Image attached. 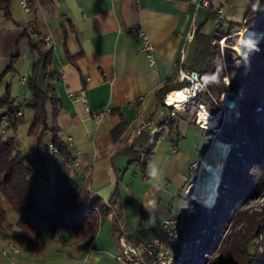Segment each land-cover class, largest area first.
<instances>
[{
    "label": "crops",
    "instance_id": "crops-1",
    "mask_svg": "<svg viewBox=\"0 0 264 264\" xmlns=\"http://www.w3.org/2000/svg\"><path fill=\"white\" fill-rule=\"evenodd\" d=\"M255 2L211 0L221 19L217 32L218 22L211 14H195L186 0H34L28 14L21 10L20 0H0V75L16 57L0 81V97L8 93L21 113L16 127L3 123L0 128L3 137L15 138L20 155L27 157L32 189L40 195L50 193L57 179L68 178L76 192L85 187L104 203L115 202L109 215L99 220L92 239L75 240L61 228L52 233L49 223L29 218L37 235L31 234L35 242L30 243L17 225L19 214L0 191V264H126L115 259L120 227L134 244L160 234L162 220L172 216V202L188 192L192 164L202 160L211 141L207 143L205 131L195 125L191 111L176 113L175 128L170 134L165 128V138L148 130L138 132L137 127L144 120L159 124L167 116L169 108L161 105L156 92L168 80L172 88L180 86L179 65L204 72L211 59V38L231 39L230 33L258 26L257 14L250 13ZM27 22L49 43L43 48L50 57L36 77L38 89L48 98L46 130L32 128L35 111L29 106L28 77L36 53L24 28ZM137 28L152 48V66L132 35ZM226 77L229 80L230 74ZM79 91L85 92V103L70 95ZM181 120L188 123V132L201 134L184 136ZM53 126L71 160H78L77 167L68 170L60 152L47 151L54 146L49 131ZM146 136L154 143L142 173L135 161L139 149L132 146ZM153 169L155 176L150 175Z\"/></svg>",
    "mask_w": 264,
    "mask_h": 264
},
{
    "label": "trees",
    "instance_id": "trees-1",
    "mask_svg": "<svg viewBox=\"0 0 264 264\" xmlns=\"http://www.w3.org/2000/svg\"><path fill=\"white\" fill-rule=\"evenodd\" d=\"M209 1L208 8L194 9L192 6L193 12L197 14L200 11H205L211 14L213 20H216L217 13L211 5V0ZM255 1V7L250 13L252 15H256L257 13L264 14V2H262L264 0ZM4 2H7V0H4ZM247 27L245 26V29L241 30V32H247ZM220 28L218 26L216 31L218 32ZM236 32L229 34L231 40L226 41L227 46L223 48V55L221 54L218 41L226 36L211 38L208 42L211 59L204 72H195L199 75L206 76L205 91L198 95L197 104L203 105L206 112L210 115H216L219 108L222 107L221 97L227 91V86L223 78L228 75L230 70V55H235L232 48L233 43L229 44L228 42H232V39L237 38L234 35ZM257 33H262V36L255 43V50H251L248 55L247 71L240 77L238 83L234 82L232 78L228 80V90H236L235 94L230 97V100L236 106L235 112L237 114L233 113L230 119L222 118V114L218 115V124L216 126L219 132L218 134H214L215 131L212 134L210 130L201 129L206 133L207 143L213 137L229 145L224 160L225 164L222 171L221 183L229 182L228 184L231 190L238 186L240 190L239 197H242L244 194H246L245 196L249 195L257 185L255 183L258 175L262 177V171H264V166H262L264 165V158L259 161L253 159L249 161L248 170L243 174L241 162L245 160L246 154L242 157L236 155L238 151L237 147L246 148L242 143L244 139L257 145L261 153H264V122H255V118L259 114L256 112V108H260V110L264 109V22L258 23ZM43 47L44 41L43 39L40 40V38L33 40L31 44V51L36 53V58L32 73L28 77V84L32 96V101L29 106L35 111L32 128L35 129L41 126L43 130H46L48 129L46 115V102L48 98L46 94L38 89L36 84V77L40 66L45 64L50 57V51ZM235 56L238 60L241 59L237 55ZM15 58H12L7 68L0 75V81L7 72L12 70ZM178 68H176L177 73ZM179 85L178 88L185 85V82H181ZM178 88H172L169 80L162 85L156 92L162 106L164 96ZM184 110L191 111L195 120L198 110L196 106L190 105ZM16 111L10 101L8 93L0 97V115L8 116L6 123L11 128L16 127L21 122V117H14ZM175 119L176 117H173L170 124L166 127L167 131H170L169 134L175 128ZM49 131H51L54 137L53 145L65 157L68 170H70L72 160L66 146L56 136L57 128L53 126L49 128ZM145 139L138 142L136 140L132 146V148L137 147L139 149L135 152V155H137L135 161L139 163L142 173L145 160L150 157L154 143L147 136ZM207 148L208 144L200 157L204 155ZM26 160L27 157L20 155L14 137H3L0 135V191L14 211L19 214L20 218L17 225L29 242L34 243L35 238L31 234L36 235L35 230L30 226L29 218H36L49 223L52 227V233H55L57 229L61 228L75 240L92 239L96 234L99 220L109 215L112 210L111 207L115 202L106 204L99 198L91 196L85 187L76 192L68 178L57 179L54 183L53 192L40 195L32 189L28 181L30 172L25 165ZM194 178L195 175L192 176L191 182ZM221 203L222 201H217L216 205L218 208H221ZM216 205L215 208L217 209ZM233 206H230L227 212L228 215L233 210ZM212 211L207 212L204 206L191 198L186 201L182 209L183 219L180 222L181 229L183 223H188L189 225L185 235H181L182 245L179 248L180 252L184 251L190 241L199 238L203 230H207L206 232L209 235L208 240L210 239L213 233L212 227L216 224L215 217L211 216ZM3 217L4 214L0 210V229L2 228ZM262 222H264V219L258 224V229H264ZM218 233L220 232L217 231ZM259 237V234L251 235L245 240L242 248L241 264H264V240H262L261 245L257 244L256 241Z\"/></svg>",
    "mask_w": 264,
    "mask_h": 264
},
{
    "label": "rangeland",
    "instance_id": "rangeland-1",
    "mask_svg": "<svg viewBox=\"0 0 264 264\" xmlns=\"http://www.w3.org/2000/svg\"><path fill=\"white\" fill-rule=\"evenodd\" d=\"M256 21L264 22V14L257 13ZM251 28L253 30H257L258 26L255 28L252 26ZM248 29L249 28H247V30ZM260 34L261 35L256 37V39L253 41L254 43H256L261 38L262 33ZM232 40V42L229 41L228 43H233L234 53L241 59L238 60L234 54L230 55L231 65L229 74L230 78H232L234 82L238 83L240 77L247 71V59L251 50L248 49L247 56H243V52L237 50V40L236 42H234V39ZM224 93L227 94L226 92ZM221 99L222 102H224L225 99H223V94ZM235 110L236 106H234L232 109H229L228 107L225 108L224 106L222 118L230 119V116L233 113L237 114ZM256 112L259 114L256 116L255 122H264V116H262L264 115V109L260 110V108H256ZM190 115H192L191 112ZM187 125L188 123H186L184 120L179 122V127L183 131L182 133L184 136L187 135L189 138H193L195 135L198 136L201 134V132H188L186 130V128H188ZM211 132L213 134L214 131ZM218 133L219 132L217 131L214 134ZM0 135L2 136L3 134L0 133ZM212 140L213 137L211 141ZM242 143L244 146H246V148L237 147L238 151L236 155L242 157L246 154L245 160L241 162V168L244 174L248 170L250 163L249 161H252L253 159L256 161L261 160L264 158V153H261V150L258 149V146L248 142L247 139H244ZM228 149L224 152L222 158L220 159V164L217 169L218 182L216 185V196L210 206H207V204L204 203L203 196L198 198L196 193L190 189H188L186 196L180 195V197H177L171 204L172 216L176 217L180 222L183 219L182 209L184 206V201L189 198L204 206L207 212L213 210L211 216L215 217L216 220L215 226L212 227L213 233L211 234L209 240V235L206 232L207 230H203L199 238L189 242L187 246L191 248L188 254H186L183 264H241L242 248L245 240L251 235L256 234L260 235L258 238L259 240L257 239L256 241L257 244L261 245L262 240H264V229H258V224H260L262 219H264V171H262V177L261 175H258L257 181L255 183L257 185L253 190L251 188L252 191L249 193V195L247 194L248 196H245L246 194L243 193L244 195L239 197L240 190L238 186L231 190V187L228 184L229 182L221 183L222 171L225 164L224 160L226 158ZM242 153L244 154L242 155ZM217 201H222L221 208L217 207ZM163 205L166 206V201H163ZM215 205L217 209L215 208ZM232 205H234L233 210H231L230 214L228 215L227 212ZM262 224H264V222H262ZM182 225L183 226L180 233L181 235H185L189 224L183 223ZM217 231L220 233L217 234Z\"/></svg>",
    "mask_w": 264,
    "mask_h": 264
},
{
    "label": "built area",
    "instance_id": "built-area-1",
    "mask_svg": "<svg viewBox=\"0 0 264 264\" xmlns=\"http://www.w3.org/2000/svg\"><path fill=\"white\" fill-rule=\"evenodd\" d=\"M32 1L34 0H20V7L24 13L26 14L30 13ZM186 1L189 2L194 7V9L208 8L210 4L209 0H186ZM215 11L217 13V19L215 21L218 22V26H219V23H221L219 11L218 10ZM24 28L31 39L37 40L39 38V35L35 31L34 26L31 22H27ZM194 28L195 26H192V30L188 34L189 39L193 38ZM241 30H238L234 34L237 38L239 37ZM132 35L140 42L139 50L142 54L145 55L146 59L149 62V65L152 66L154 64V58H153L152 48L150 46L149 41L147 40L146 35L139 28L134 29L132 31ZM237 38L234 39V42H236ZM43 41L45 42L46 45L49 44L47 37L43 38ZM226 41H227L226 37L221 38L218 41L221 54H223V48L226 46L225 45ZM182 60H183V53L181 54L180 57V64ZM178 79L180 82H185V85H183L178 89L170 91L164 96L162 100L163 106L169 108L167 116L159 124H156L151 120L142 121L137 127L138 132L148 130L149 133L153 136H159L165 138L164 130L166 126L170 124L172 118L176 116V113L178 111L184 110L190 105L196 106L198 108L195 117V125L200 129L207 130L203 128L202 124L199 123V119L201 117L200 115L206 112V110L203 105L197 104L198 95L201 92L205 91L206 76L199 75L195 72L186 71L183 69V67H181V65H179ZM223 81L225 82L228 91V84H229L228 78L225 76L223 78ZM70 95L84 103L86 102V94L84 91H79L75 94H70ZM170 98L173 99V102L169 101ZM228 102L229 105L228 104L226 105V102L224 100V102H222V107L219 108L218 110V113L216 115H211L213 117H217L216 118L217 121L215 125H217L218 123V115L223 113L224 106L225 108L228 107L229 109H232L235 106L230 99H228ZM20 116L21 113L19 111H17L14 114L15 118H18ZM94 117L96 119L99 118V114H96ZM7 119H8L7 115H3V114L0 115V127L3 123L7 122ZM0 133L1 134L4 133L2 128H0ZM47 151L50 153H56L57 149L54 146H49ZM201 161L192 164L191 166L192 176L193 175H195V177L197 176ZM77 165H78V160L73 159L71 161V168H75L77 167ZM44 183L45 185L48 184L47 182ZM189 189L191 190L190 186ZM191 197H192V193H191ZM180 232H181L180 221L174 216H169L162 220L161 231L159 235L150 238L145 243L134 244L126 240V235L124 234L123 230L120 227L118 230V237L116 239V246L119 250V254L115 259L117 261L125 262L126 264H183V261L186 258V254H188L191 247L187 246L183 252L179 251V248L182 245Z\"/></svg>",
    "mask_w": 264,
    "mask_h": 264
},
{
    "label": "bare ground",
    "instance_id": "bare-ground-1",
    "mask_svg": "<svg viewBox=\"0 0 264 264\" xmlns=\"http://www.w3.org/2000/svg\"><path fill=\"white\" fill-rule=\"evenodd\" d=\"M260 35V33H256L252 29H249L247 32H240L237 41L249 38L254 41L256 37H259ZM239 50L243 52V56H247V48L241 47ZM223 99H225L227 104V94L223 93ZM169 101L173 102V99L170 98ZM200 116L199 123L202 124L203 128L217 132L218 129H216L215 126L217 117H213L207 112L202 113ZM227 149V144L213 138L202 157L197 177L190 184L191 191L195 192L198 198L203 196V201L207 204V206L212 204L216 196V185L218 182L217 169L220 164V159Z\"/></svg>",
    "mask_w": 264,
    "mask_h": 264
},
{
    "label": "clouds",
    "instance_id": "clouds-1",
    "mask_svg": "<svg viewBox=\"0 0 264 264\" xmlns=\"http://www.w3.org/2000/svg\"><path fill=\"white\" fill-rule=\"evenodd\" d=\"M256 32V31H255ZM257 33V32H256ZM237 50H239L241 47H244V48H247L249 50H255V43L253 42L252 39H241V40H238L237 41ZM234 50V49H233ZM228 92V91H227ZM218 124V123H217ZM217 126V125H215ZM210 131H214V130H210ZM155 169H153L151 172H150V175H153L155 176ZM195 179V178H194Z\"/></svg>",
    "mask_w": 264,
    "mask_h": 264
},
{
    "label": "water",
    "instance_id": "water-1",
    "mask_svg": "<svg viewBox=\"0 0 264 264\" xmlns=\"http://www.w3.org/2000/svg\"><path fill=\"white\" fill-rule=\"evenodd\" d=\"M236 90H228L227 92V99H230V97H232L235 94ZM227 104L229 105V102H227Z\"/></svg>",
    "mask_w": 264,
    "mask_h": 264
}]
</instances>
